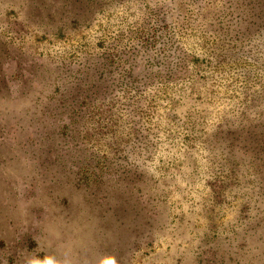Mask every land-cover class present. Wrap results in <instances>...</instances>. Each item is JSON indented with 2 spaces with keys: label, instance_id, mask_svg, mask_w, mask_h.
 Here are the masks:
<instances>
[{
  "label": "rangeland",
  "instance_id": "374dc122",
  "mask_svg": "<svg viewBox=\"0 0 264 264\" xmlns=\"http://www.w3.org/2000/svg\"><path fill=\"white\" fill-rule=\"evenodd\" d=\"M64 1L69 0H39V2L0 0V92H10L13 98H17L21 93L28 94L29 97L25 102L29 104L25 106L23 103V105L31 108L33 96H40L41 91L47 96L56 86L71 78L75 82H94L96 86L89 96L97 104L102 99L101 96L123 99L124 95H128L146 100L142 106L145 114L140 116L141 119L137 117L134 122L140 127L150 129L151 134L153 130L155 134L159 133V130L163 131V134L160 133L161 138L159 136L157 138L156 145L159 150L158 152L154 150L157 155L153 156L150 165L141 159L138 153L126 150L129 161L130 158L132 159L128 168L134 174L132 182L134 181L133 185L136 189L132 187L126 189L127 191L122 189L120 187L122 184H118L117 181L119 177L111 178L116 180V184L109 183L98 188L88 178L93 168L86 171L90 183L86 186L83 183L85 181L83 173L79 174L78 170L83 169V166L88 168L104 164V160L99 158L94 160L91 154L93 151L99 157L103 153L100 146H96L99 138L81 140V137L78 138L73 134L70 115L75 117L76 113L70 114L67 111L70 100L63 103L58 98L46 99L45 105L50 106L53 103L54 108L39 105L38 109L43 108L44 114L31 127L34 130L39 129V135L44 139L45 136L52 134L56 139L52 143L47 139L42 150L39 146L32 148V145L37 143L36 140L31 143L30 148H27L28 144L26 148L27 155L31 159L30 168L35 167L31 169L28 177L22 174L24 171L20 170L19 166L10 164L11 168H6L7 164L3 161L2 155L15 154L9 149L13 143L19 142L22 145L26 141L24 138L26 133L23 137L18 136L16 140L19 125L26 123L24 117L22 118L23 115L11 119L9 114L4 112L6 104L10 110H17V105L13 107L14 103L8 100L0 101V144H2L0 187L3 191L0 192V232L2 233L0 238L4 240L0 244V264H48L50 259L52 264H75L73 259L79 260L82 256L84 258L86 256L87 259L93 258V249L95 252L98 251L96 256L99 260L106 255L108 262L112 264L118 261L120 264H215V261H220L223 257L221 253L226 255L229 250L239 260L243 259L241 260L243 263L258 264L259 256L255 259L257 254L254 252L259 250L258 254L264 253V212L254 209L261 206L259 201L262 197L256 203L254 198H257L258 192L264 190V179L261 175H257L258 171L264 172V154L257 156L253 152L245 153L240 141H234L232 145L231 138L227 136L228 131L237 128L238 119L242 117L233 108L238 104L241 106L247 104L244 100L246 94L241 90L244 83L240 77L237 78L236 70L253 69V65L247 66L248 63L244 65L245 62L241 61L232 69L220 68L214 74V79L203 82L199 80L198 75L201 67H205L207 73H212L214 70L207 66V63L203 66L202 63L195 62L196 58L203 59L205 53H208L209 46L212 48L211 42H206L207 46H204L203 39L200 38L204 20L195 16L197 5L199 2L204 3L203 7L210 15L214 9L219 11L225 0H196L195 3L192 2L193 0H137L141 6L137 3L129 5L127 2H120L115 6L112 14L106 11L98 15L96 12L89 14L82 8L86 11V16H92L91 23L85 28L79 26L76 29H71L72 8L63 7ZM104 1L106 0L95 2L102 6L107 2L103 3ZM227 1H231L232 6L238 2V0ZM145 4L149 11L155 10L149 12L148 16L143 13ZM248 4H244L243 11L235 12L240 22L252 16L253 9L259 12L264 8V2L255 6ZM68 5L71 7L72 0ZM162 5L168 12L166 15L168 22L164 24H170L174 39H179L178 49L186 57L187 55L191 57V60H183V64L180 63L176 67L169 81L166 83L158 81V77L154 79L150 74L147 78L138 76L142 87L131 86L126 81L129 74L127 68L130 64H125L124 60L121 61L119 58H116L111 66V69L118 68L113 73L103 71V68L99 69L91 60H86L85 65L83 64L81 61L83 53L105 52L122 33H126L123 39L128 49L138 48V43H143L142 37L149 38L150 29H155L157 25L163 26L159 15L162 17L166 12L161 10ZM45 6L48 7L43 10ZM83 7L87 8L85 4ZM171 9L173 11H170ZM49 10L53 16L51 21L45 18ZM57 12L63 14L62 17H56ZM27 13L32 14L27 21L28 26L22 25L19 28L22 18L28 17ZM108 14L111 15L106 16ZM229 15L225 14L221 17L225 24L228 21L232 22L233 17ZM263 20L262 18L261 21ZM40 22L43 24H39ZM50 22H53V25H50ZM16 23L19 24L17 27L19 31L15 30ZM61 23L66 26L69 34L54 36L53 42L50 43L52 46L49 45L51 48L40 52L36 45L40 42L39 38L42 40V32L49 28L52 31L57 27L63 28ZM223 33L226 37V31ZM20 42L26 44V47H29L28 44L31 45L29 53L27 49L25 51V48L19 47ZM11 45L15 49H11ZM90 66H93L91 71L88 70ZM18 73L21 76L17 77ZM263 79L262 75L254 78L256 82H261ZM209 88L212 93L208 92ZM60 92L62 91L59 90ZM180 95L188 97L183 99L186 108L178 111L183 113L191 109L186 119L189 123L188 130L196 128V131L197 129L199 131L201 121H205V125H202L205 126L204 131L200 135L192 136L188 142L186 134L181 132L183 123L174 125L164 117V115L172 117L171 113ZM77 97V94H74L71 103L75 104L76 108H80L79 103H82L83 99L75 100ZM86 103L88 102L85 101L84 105L88 106ZM129 111L130 109L128 112L119 109L115 120L126 121ZM243 115L245 120L252 117H246V112ZM159 116L163 117L162 121H157ZM107 117L100 118V121L108 120ZM181 118L183 119V115ZM96 119L93 114L89 120ZM134 130L128 132V129L124 134L125 132L121 133L119 129L120 134L117 137L121 143L120 148L132 136ZM108 131V128L104 129L102 135H107ZM27 132L29 135V130ZM204 132H209V135L204 136ZM141 133L145 135L148 132ZM121 137H124L122 142ZM118 140L114 142L116 145ZM206 142L212 143L208 151L202 146ZM247 143L255 151L259 141L251 140ZM227 145L232 147L229 150L228 160L223 155ZM220 155L224 156V164L227 163L226 172L234 171L232 176L234 181L243 183L244 180L247 188L240 194L234 192L228 194L230 190L220 189L219 182L214 180V186L220 189H214L217 194L220 197L229 195L224 205L206 197L207 192L203 189L204 181L200 178L198 180L197 172L189 170L192 166L203 173L204 167L197 165L202 158V163H206L205 156L207 161L212 162L214 170H218V163L215 161H218ZM255 156L257 158L253 159ZM182 160L186 161L183 168L185 171L177 172ZM166 166L170 171L166 170ZM7 171H10L11 175ZM170 172L177 173L172 175ZM20 174L26 180L16 178L21 177ZM247 177L250 178V182ZM157 185H159L158 190ZM132 189L134 192L130 191ZM249 204H253L254 208H250ZM80 209L88 211L89 215L82 218ZM242 211L247 214L246 217L241 215ZM146 231L153 234L150 237L152 244L139 247L135 239ZM105 235V239L109 241L107 247L110 251L106 248L103 238ZM74 237L89 240L88 253L83 251L85 255H80L76 251L73 245ZM218 240L220 243L217 242ZM255 240L260 244L256 249L252 245ZM206 241L211 243L204 250ZM243 242L248 244L237 251L240 249L239 243ZM103 244L104 247H101ZM133 248L137 249L134 257L131 251ZM39 249L40 252H37ZM260 261H264V254Z\"/></svg>",
  "mask_w": 264,
  "mask_h": 264
},
{
  "label": "trees",
  "instance_id": "16d2710c",
  "mask_svg": "<svg viewBox=\"0 0 264 264\" xmlns=\"http://www.w3.org/2000/svg\"><path fill=\"white\" fill-rule=\"evenodd\" d=\"M39 2V0H37ZM87 1V3H86ZM94 1V2H91ZM95 1L98 0H82L80 2L81 7L84 6V4L87 6L86 10L89 12H96V14H101L104 13L106 11H108L109 13L112 14L115 6L120 3V2H127L129 5H136V3L138 4V6H141L139 4V2H137V0H106L103 3H105L104 5H98ZM167 1V0H164ZM249 1V2H248ZM79 1H72V5L71 7L68 6V8H72L71 10V15L73 16V18L71 19L72 21V26L71 29H76L79 26L80 27H87L91 21V15L89 17V19H87V17H79L77 15V11L75 4H77ZM193 3L196 2V0L192 1ZM251 2V3H250ZM264 2V0H238V2L232 6L231 1H227L225 0V3L219 8V11L217 10H213V12L209 15V13L207 14V9L204 8V3L199 2L197 5L198 10L196 11V17L197 18H203L202 20H204V24L201 25L202 31L200 34V38L203 39V45H206V42H211L212 43V48L208 47V53H205V55L203 56V59L201 58H196L195 62H199L202 63L204 66V63H207V66L211 67L214 71H212V73H207L206 72V68L205 67H201V71L200 73L198 72L199 75V80H202L203 82H205L208 79H214L213 76L214 74L217 72L218 69L220 68H224V67H230L232 69L233 66H235V64H238L241 61H244V65L246 63H248L247 66L253 65V69L250 68H241L238 70H236V75L237 78H241L244 85H243V89H241L242 91H244V93L246 94L244 96V100L245 102L248 104L241 106V104L236 105V107H234L233 109L235 111H237L238 115H241V119L239 120V123L237 124V128L231 129L230 131H228L227 136H229L231 138L232 145L234 141H240L241 148H243V151L245 153H252L253 154H260L263 155L264 154V79L260 82H256L254 80V78L258 77L259 75H262V77L264 76V63L261 61H264V33H262V30L264 29V20L263 22L261 21V19H264V8L260 9V11L258 12L257 9H253V15L249 16L248 18H246L244 21L238 20V18L236 17V15H238L235 12H241L243 11L244 8V4L245 3H249L252 6L257 3H261ZM93 3V6H92ZM164 4V3H163ZM248 4V5H249ZM149 5V3H148ZM62 6L65 7V3H62ZM144 11L143 13L146 14L148 16L149 12H154L155 10H150L147 9V5H144ZM164 6V5H162ZM45 6L43 8V10H46ZM94 7V8H93ZM214 8V6H212ZM140 8V7H139ZM39 9L41 10V3L39 5ZM50 9V8H49ZM237 10V11H236ZM170 11H173V9H171ZM235 13V14H234ZM111 14H108L106 16H109ZM225 14H230L231 17H233L232 22L228 21L225 24V21L223 18H221L223 15ZM28 17H24L22 18L23 21L20 23L21 25L19 26V28L22 25H27L28 23L27 21H29V17H31L32 14H28ZM56 17H62L63 14H60L59 12L55 13ZM168 12L164 13L162 15V18L164 20H162L163 22H165V20H167V16ZM209 15V16H208ZM229 15V16H230ZM41 17V16H39ZM52 14L50 12V10L45 14V18H48L49 21H51L50 19H52ZM143 18H146L145 16H143ZM207 19V20H206ZM258 19H260L258 21ZM237 20V21H235ZM168 22V21H167ZM203 22V21H202ZM42 22H40L39 24H41ZM43 24V23H42ZM63 23H61L60 25L63 26L62 27H57L56 29H54V31H52V29H47L45 32H42V37L40 40L39 38V43H37V48L39 49L40 52H45V50H49L52 46L53 39L55 38L54 36H65L67 35L68 31L66 26L62 25ZM18 23H16L15 30L19 31L18 27ZM50 25H53V22H50ZM236 25V28H235ZM44 26V25H43ZM40 27V26H38ZM165 27H170L169 24H165ZM48 28V27H46ZM62 29V30H61ZM18 31L16 33H18ZM224 31H226V37L223 35ZM155 33V32H153ZM69 34V33H68ZM126 33H122L118 39L114 40V42L112 43V45L109 46L108 49L105 50V52L103 53H98V54H94L91 51H88L86 53H83V58L81 59V61L83 62V64L85 65V61L86 60H91L95 63V65H98V68H103V71H110V73H113L115 71L118 70V68H114L111 69V66L113 64V61L116 58H119V60L123 61L125 64H130L129 67L127 68V70L129 69V74H128V79L126 80L131 86H135V85H139L140 84V78H134L133 76L136 75L135 70L132 68L133 64H134V58H136L138 56V52L139 50H136V48H127L126 45L124 44V35ZM174 35L172 36L171 41H174L177 44V49L179 48V39H174ZM57 39V38H56ZM142 40L144 42H148V39H146L145 37H142ZM212 40V41H211ZM231 42V43H230ZM35 44V43H34ZM215 44H220L219 46H216ZM19 47L25 48V51L27 49L28 53L29 50L31 49V45L28 44L26 47L25 45H23L21 42L19 43ZM50 45V46H49ZM216 46V47H215ZM15 47H13L11 45V49ZM136 54V55H134ZM206 56V57H205ZM81 58V57H80ZM191 60L190 55L187 57L183 56L181 62L183 60ZM194 60V59H193ZM192 60V61H193ZM173 63V61L170 63L169 65V71L168 76L165 75H157L158 76V81H162V82H167L170 80V78L173 76L174 73V68L171 67ZM183 64V63H181ZM243 67H246L244 66ZM119 67V66H118ZM93 69V66H90L88 68L89 71ZM206 72V73H203ZM189 73V72H188ZM262 73V74H261ZM17 77L21 76L19 73L16 75ZM108 76V75H107ZM127 75H125L126 77ZM137 76H143V73H137ZM153 76V75H152ZM155 76V74H154ZM201 77V78H200ZM155 78V77H154ZM163 78V79H162ZM254 81V82H253ZM67 82V83H66ZM128 85V84H127ZM66 86V87H65ZM95 83L91 82V83H87L86 82H75L72 78L65 81L64 83L60 84L59 86H56L52 92L45 96V92H40L41 95L40 96H33L32 99V106L31 108L29 107H25L27 106L25 100L26 98H28V94H19V96L17 98H13L10 95V92H0V101H4V100H8L12 103H14L13 107L17 105V110L16 109H9V107L6 104V108L4 112L8 113L9 116L11 117V119H16L18 116H22V118L24 117V123H21L18 127V131H17V137L16 140H18V136L23 137V135L26 133V136L24 137L26 141H24V144L20 145L19 142L13 143L12 146H10V152L11 153H15V154H10V155H2L4 156L3 161H5L4 163H6V168H11L10 164L13 166H19L18 168L22 171H24L22 174H26L29 177V173L31 171V169H35L34 168H30L31 166V159L28 157L27 155V148H30V145L32 142H34L35 140L37 142L40 143V149L42 150V148L44 147L45 142H47L46 140L49 139L48 141H51V143L56 139V137L52 134L49 135L48 137L45 136V139H41V137L32 139L30 136V132L29 135L27 134V130L31 128V126H34V124L37 122L38 118H40L41 116H43V108L42 109H38L39 105L42 106H49V105H45V100L46 99H61L63 103L65 102H69L68 105V112L70 114L76 113V116H72L70 115V119L73 125L74 130L72 131L73 134H75V136L77 135V137H81L82 140H84V138H99L97 139V143L96 146H100V149L102 150L103 153H101V155L98 157L97 155H95V152L91 151L92 154V158L94 160L96 159H100V160H104V164L102 166H100L98 164L94 165V167L90 166V167H85L83 166V169H79L78 172L79 174L83 173L84 176V180L83 183L86 184V186H89V179L92 181V184H94L96 187L99 188V186H104V185H108L110 184H116V180L115 179H111L113 177H119L117 179L118 184H122V186H120L122 189H124L125 191H127L126 189L129 188H134L136 189L135 185H133V176L134 174L131 172V169L128 168V165H130L132 163V159L130 158L129 161V157H127V153L126 150L128 149L131 150L133 153L135 152L136 154L138 153V156L145 160L149 165L151 164L150 162L153 159L154 155H157V145L156 143H158L157 138L159 136V138H161V134H163V131L159 130V133L155 134V131H152L151 134V130L150 129H145L143 126L140 127L138 123H135L134 121H136V118L139 117L138 119H141L140 116L145 114L144 109L142 108V106L145 104L142 99H139L138 97H131V96H126L124 95L123 99L120 98H115L113 96L110 98V96L104 97L101 96L102 99L99 101V103L97 104L95 102V100L91 99L89 96V93L95 88ZM207 88V85H205ZM188 88V87H187ZM58 89V90H57ZM63 89V90H62ZM128 89V88H126ZM124 89V90H126ZM185 89V88H184ZM192 89V87L190 88ZM59 90H61L62 92L59 93ZM208 92L212 93V90L209 88L207 89ZM139 92V91H136ZM74 94H77V98L75 100L78 99H83L82 103H79L80 108H76L75 104L71 103V97L74 96ZM64 95H66L64 97ZM44 97V98H43ZM188 96H182L180 95L177 98V101L174 105L173 109V113L172 117H168L166 115H164L165 118H167L168 121H170V123L172 124H182V133L186 134V140L187 142L191 140L192 136H196V135H200L204 129L205 126V121H201L202 125H199V131L196 128H191V130H188V125L189 123L186 121L187 119V113H190V108L189 110H185L183 113L180 111H178L181 108H186V104L185 101L183 99L187 98ZM42 100V102H41ZM85 101H87L88 106L84 105ZM180 101V102H179ZM50 102V101H49ZM23 103L25 104V106L23 105ZM61 106L63 104H60ZM54 108V104L52 103V105H50ZM49 106V108H50ZM25 107V108H24ZM85 108H87L86 110H84ZM51 109V108H50ZM119 109H124L127 110L130 109L129 113L127 114V119L126 121H117L115 120L116 117L118 116V110ZM41 110V112H40ZM56 110V109H55ZM3 112V111H2ZM40 112V113H39ZM150 112V110L148 111ZM246 112V117H249V120H245V116L243 115V113ZM93 114H95V116L97 117L96 120H89L92 118ZM183 115V119L181 118V116ZM108 116V117H107ZM132 116H133V120H132ZM136 116V117H135ZM105 117L108 118L105 119L103 122L100 121L101 119H104ZM120 117V115H119ZM79 118H81L79 120ZM26 120V121H25ZM128 120V121H127ZM159 120H163L162 116H159L157 118V121ZM207 120V119H206ZM132 122V123H131ZM101 125H103V128H101ZM207 125H208V120H207ZM98 126V128H96ZM108 128V132H105V134L107 135H102V131L104 129ZM165 128V127H164ZM217 128V127H216ZM119 129L120 132L126 134V131L130 132L132 129H135L132 136L130 138H128V140H126L125 143H123V146L120 148V141L118 140L119 136ZM144 129V130H143ZM150 130V131H149ZM35 132H39L38 130H34ZM148 132L147 134H142L141 132ZM161 133V134H160ZM198 133V134H197ZM209 135V132H204V136ZM142 137L143 139H138L139 137ZM124 139V137H121L120 140L122 142V140ZM117 141V145L116 142ZM259 141V143L256 146V150L253 151L252 150V146H250L249 143H247L248 141ZM129 142V143H128ZM143 142V143H142ZM133 143V144H130ZM29 144V146H28ZM119 144V145H118ZM2 144H0L1 146ZM210 145H212V143H204L202 146L204 148L205 151H208V148L210 147ZM28 146V147H27ZM114 146H119V147H114ZM130 146V147H128ZM27 147V148H26ZM99 149V148H98ZM99 149V150H100ZM156 149V151L154 152V150ZM232 149V147L230 145H227L225 152H224V156L225 158L228 160V156L229 154V150ZM224 156L222 157L220 155V158L218 159V161H215L217 164V168H219L218 170H214L213 166H212V162L211 161H207L206 156L204 158V161H206V163H202L201 160H203V158L200 160L199 162V167H204V171L203 173L199 172L198 168H194L191 165V168H189V170L191 169V172H197L196 175L199 178L204 181V188L205 192H207L206 197L209 198H213L212 200H217V202L221 205H224L227 202V196H221L219 194H217V191L214 189H219L218 187L214 186V180H216V182L218 181L219 186L221 187L220 189H229L230 191L229 193H236V194H240L242 192H245L247 190V188H245V181L240 182V181H234L233 179V173L234 171H227L226 172V165L227 163L224 164ZM257 156H255L253 159L257 158ZM23 161V162H22ZM130 162V163H129ZM18 163V164H17ZM24 163V164H23ZM100 163V161H99ZM186 161L182 160L180 165L181 167L179 168V171H185L184 165H185ZM242 164V163H241ZM25 165V166H24ZM168 165V164H167ZM91 168V174L90 176L87 178V170H90ZM167 171H170V169L168 168V166L165 167ZM188 168V165H187ZM140 172V171H137ZM177 172H170V174L175 175L174 173ZM8 174L11 175L10 171H7ZM257 175H261V178L264 179V172L262 171H258ZM20 174L21 177H16V178H20V180H26L25 177ZM221 174L225 175L226 177H223ZM252 177V176H251ZM249 178V177H247ZM111 179V180H110ZM126 179V181H125ZM253 180H255L254 177H252ZM105 180V182H103ZM248 181L250 182V178L248 179ZM194 184V183H192ZM187 184V186H193V185ZM156 189H159V185L156 186ZM219 189V190H220ZM264 189V188H263ZM212 191L211 193L208 191ZM250 190V189H249ZM133 191L134 190H130ZM0 192H3L1 190L0 187ZM233 193V194H234ZM263 196H264V190H261L260 192H258V196L257 198H254L255 201L254 203H256L257 201H259V198H261V200L259 201V203L261 204L260 207L254 208L253 204H249L248 206L250 208H254L255 210H260L261 212H264V200H263ZM66 199V198H65ZM251 202H253V200H251ZM247 204V203H246ZM249 207L246 206L247 209H249ZM85 209V208H83ZM79 210L81 217H85L88 216V211L86 210ZM134 213V211H133ZM241 215L243 217H246L247 214H245L243 211L241 213ZM3 220V219H2ZM12 220V219H10ZM85 221H88V219H85ZM78 222H80V220H78ZM77 222V223H78ZM52 228V226H51ZM50 228V229H51ZM141 228L143 229V227L141 226ZM127 231V229H126ZM140 234V232H139ZM146 235V236H144ZM153 234L150 233V231H146L145 233L140 234L139 238L137 237L135 240L136 242L139 243V247L149 244L151 243V236ZM2 236V233L0 232V237ZM148 236V237H147ZM74 243L73 245H75L76 247V251L80 254L83 255L85 252L88 253L89 250H87V243L89 242V240L80 237H74ZM103 238H106V235L103 236ZM4 240L0 238V244L3 242ZM106 242V248L108 249V251H110V249L107 247V239H105ZM218 243H220V241H217ZM205 246H204V250H206V248L209 246L208 241L205 242ZM230 243V240L229 242ZM233 244L235 242H232ZM152 244V243H151ZM245 244H248L247 242H243V243H239L240 245V249H238L237 251L241 250L244 248ZM251 244V243H250ZM237 245V244H236ZM235 245V246H236ZM252 245L254 246V248L256 249V247H260L259 241L255 240L253 241ZM104 247V244L101 245V247ZM228 247L230 248V246L228 245ZM137 250V249H136ZM134 248L131 250L132 251V257H134L135 255V251ZM85 251V252H83ZM94 251V256L91 259H87L86 256L85 258L82 256V258H80L79 260L77 259H73L75 264H112L109 263L107 260L106 255H104L103 259L99 260V258L96 256L98 255V251L95 249H93ZM107 251V252H108ZM40 252V249L37 251ZM106 252V253H107ZM258 251H255L254 253H256L257 255L255 256V259H257V257L259 256V263L258 264H264V261L261 262L260 259L262 258V255L264 253H260L258 254ZM85 255V254H84ZM221 255L223 257H221L220 261H215V264H224L226 262V264H248V263H243V259L239 260L236 255H233V253L229 250L228 254H222ZM244 255V254H243ZM119 259V257H118ZM48 264H52V259L49 260ZM116 264H120V262L118 261Z\"/></svg>",
  "mask_w": 264,
  "mask_h": 264
},
{
  "label": "flooded vegetation",
  "instance_id": "af4514ba",
  "mask_svg": "<svg viewBox=\"0 0 264 264\" xmlns=\"http://www.w3.org/2000/svg\"><path fill=\"white\" fill-rule=\"evenodd\" d=\"M70 1L71 0L64 1L66 5L65 7L69 6L68 4L70 3ZM72 1H79L77 4H75L76 8H74L77 11V15L79 17H87V19H89L90 15L89 16L85 15L86 11L84 9H86V7H81L79 5V9H78V4H80L82 0H72ZM161 10H164L165 12H167L164 6L161 8ZM159 17L162 18L160 15ZM161 20H164V19L162 18ZM166 22L167 20H165V22L161 21L163 26L157 25L155 29H150V33L148 34L149 35L148 42H144L142 40L143 43L142 42L138 43L137 45L138 48H136L137 50H139L138 56L134 58L135 60L132 66V68L135 70V73H136V75L133 76V79L138 78L137 73H140V72L143 73V78H147L152 75L154 76V74H155L154 77H158L157 76L158 74L168 76V75H171V74H168V71H169V65L172 61L173 63H175V64H172L171 66L173 68L175 67L174 70H176V67L180 63H182L181 60L184 56V53L181 50L177 49V44L174 41H171L172 36H173L172 27L171 26L165 27L164 23ZM142 86L143 85L141 84L140 87ZM28 130L30 132V135L33 133L31 135L32 139L41 137L39 135V132H35L34 129H32V127ZM41 139L43 140L44 137H41ZM85 139L86 138H84V140ZM38 146H40L39 142L33 144L32 148L35 149V148H38Z\"/></svg>",
  "mask_w": 264,
  "mask_h": 264
}]
</instances>
